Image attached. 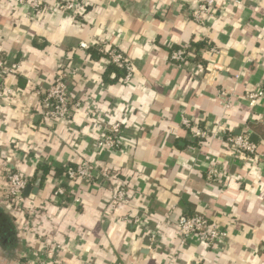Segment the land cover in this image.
<instances>
[{
  "label": "crops",
  "instance_id": "1",
  "mask_svg": "<svg viewBox=\"0 0 264 264\" xmlns=\"http://www.w3.org/2000/svg\"><path fill=\"white\" fill-rule=\"evenodd\" d=\"M77 4L74 17L55 0L43 10L0 0V49L19 63L0 77L12 88L0 99V264H35L48 247L65 264H264V98L255 106L245 99L264 89V0H216L197 22L194 4L176 0ZM191 41L209 45L197 50L204 75L169 60ZM100 45L130 61L128 83L122 70L105 79L107 58L90 53ZM59 67L71 73L69 94L79 107L46 122L38 91ZM183 116L214 135L190 147ZM112 123L122 129L118 146H98ZM224 133L255 135L256 152L234 157ZM82 160L94 167L92 180L80 184L78 201L60 203L52 192L62 178L52 169ZM2 165L29 184L40 179L38 195H23L22 210L3 199ZM44 165L50 171L42 177ZM210 167L221 184L207 179ZM120 187L125 199L113 203ZM180 214L201 215L227 237L180 246Z\"/></svg>",
  "mask_w": 264,
  "mask_h": 264
},
{
  "label": "built area",
  "instance_id": "2",
  "mask_svg": "<svg viewBox=\"0 0 264 264\" xmlns=\"http://www.w3.org/2000/svg\"><path fill=\"white\" fill-rule=\"evenodd\" d=\"M22 5H27L31 9L43 10L47 8L49 0H17ZM59 11L77 16L79 14V7L77 0H55ZM182 7L189 9V6L194 4V7L189 9L190 15L194 21H200V14L203 8H214L216 0H176ZM80 48H88L89 44L81 42ZM192 47L186 43L179 48L172 49L169 52V60L177 65L188 64L191 66V73L194 75H204L206 66L195 60ZM99 52L103 53L108 62L115 65L118 69L123 71L122 82L128 83L132 76V65L130 61L115 47H105L100 45ZM198 55V53H197ZM19 63L17 61H8L6 56L0 49V77L5 78L8 75L15 73L18 70ZM71 73L59 67L53 76L52 81L39 89V100L37 105V113L43 121H60L69 118L72 107H79V103L73 102L69 94L68 79ZM12 93V88L4 83H0V99ZM264 98V89L249 90L245 94V99L250 106H255L260 99ZM230 103L226 104V109ZM182 126L187 130L192 139V145H202L210 135L214 132L195 125L187 117H181ZM261 122L264 123V114L261 117ZM122 132L121 127L117 123L110 124L104 129L102 135L97 139L96 144L107 149L118 146V138ZM224 142L231 151L234 157L240 154L253 155L256 152L257 144L249 139L248 133H241L233 135L230 133L223 134ZM194 146V147H193ZM64 173L61 176V181L53 189L52 195L60 202L65 203L67 199L74 198L79 186L82 182H89L92 180L94 167L88 160H82L75 165H65L63 167ZM4 179L3 199L10 206L17 210H22L25 207L23 196L24 187L29 184L28 178L20 171L14 170L11 166L2 165ZM207 179L217 180L220 184L223 182L221 174L215 167H210L207 171ZM126 191L124 187L117 189L111 200L113 203L124 201ZM128 222L129 219L127 220ZM139 219L135 218L134 223ZM174 227L180 238L179 244L184 245L189 239H194L205 244H212L218 240H223L227 237L226 231L210 224L206 218L201 215H185L180 214L175 218ZM56 247H48L44 250V254L35 264H65L54 255ZM174 259V257H173ZM172 259V260H173Z\"/></svg>",
  "mask_w": 264,
  "mask_h": 264
},
{
  "label": "trees",
  "instance_id": "3",
  "mask_svg": "<svg viewBox=\"0 0 264 264\" xmlns=\"http://www.w3.org/2000/svg\"><path fill=\"white\" fill-rule=\"evenodd\" d=\"M190 46H192V53H194V58H195V60H200L199 59V56L197 55V50L199 49V47H205L206 49H208L209 48V45H205V44H203V43H199V42H196V41H191L190 42ZM177 48H179V47H177ZM173 49H176V48H173ZM90 53H91V55L93 56H95V57H99L100 55H103V56H105L104 54H102V53H100V52H97V51H93V50H91L90 51ZM106 57V56H105ZM200 62H202L201 60H200ZM203 64H204V62H202ZM111 71H116V72H120V69H118L115 65H113L112 63H110V62H108V67H107V70H106V72H105V79L107 80L108 79V74L111 72ZM41 168V170H42V172H43V175H42V177L43 176H45V174H48V172L50 171V168L48 167V166H46V165H44V166H41L40 167ZM52 174L54 175V176H62V174L64 173V169L63 168H57V169H52ZM3 217V216H2ZM2 217H0V223H2L3 222V218ZM5 222L7 223V222H11V220L10 219H5Z\"/></svg>",
  "mask_w": 264,
  "mask_h": 264
},
{
  "label": "water",
  "instance_id": "4",
  "mask_svg": "<svg viewBox=\"0 0 264 264\" xmlns=\"http://www.w3.org/2000/svg\"><path fill=\"white\" fill-rule=\"evenodd\" d=\"M249 139L253 142L257 141V137L253 134L249 135ZM39 185H40V179H37L34 185L27 184L23 189V195L28 196V197H33L34 195H38Z\"/></svg>",
  "mask_w": 264,
  "mask_h": 264
}]
</instances>
